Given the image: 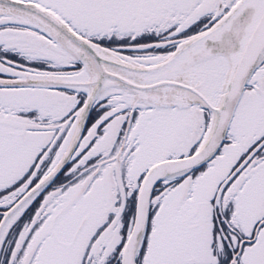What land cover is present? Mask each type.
Returning <instances> with one entry per match:
<instances>
[{
    "label": "snow or ice",
    "instance_id": "6c2138e0",
    "mask_svg": "<svg viewBox=\"0 0 264 264\" xmlns=\"http://www.w3.org/2000/svg\"><path fill=\"white\" fill-rule=\"evenodd\" d=\"M0 264H264V0H0Z\"/></svg>",
    "mask_w": 264,
    "mask_h": 264
}]
</instances>
